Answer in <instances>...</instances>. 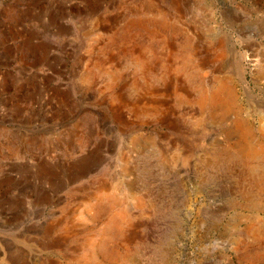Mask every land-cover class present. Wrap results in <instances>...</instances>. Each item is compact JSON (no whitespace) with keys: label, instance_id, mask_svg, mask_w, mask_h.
Listing matches in <instances>:
<instances>
[{"label":"rangeland","instance_id":"374dc122","mask_svg":"<svg viewBox=\"0 0 264 264\" xmlns=\"http://www.w3.org/2000/svg\"><path fill=\"white\" fill-rule=\"evenodd\" d=\"M263 127L264 0H0V264H264Z\"/></svg>","mask_w":264,"mask_h":264},{"label":"bare ground","instance_id":"6f19581e","mask_svg":"<svg viewBox=\"0 0 264 264\" xmlns=\"http://www.w3.org/2000/svg\"><path fill=\"white\" fill-rule=\"evenodd\" d=\"M154 75V74H153ZM155 77V76H154ZM154 79V78H153ZM220 82V81H219ZM111 84V82H109ZM114 83V82H113ZM220 84V83H219ZM218 85V84H217ZM216 87H213L209 92H205L203 94V91H202V94L199 96L198 98V102L200 103L201 106H205V105H210V104H216V103H220V106L222 108V112L223 113H226V112H230V109H231V102H232V92L229 90V89H226V87L222 86L221 85H218ZM190 86V85H189ZM201 90V89H200ZM204 90V89H203ZM199 93V92H197ZM182 96V95H181ZM197 97V96H196ZM182 98V97H181ZM234 99V98H233ZM184 100V99H183ZM199 105V104H198ZM233 105V104H232ZM214 109H215V106H214ZM217 110V109H216ZM231 113V112H230ZM233 114V113H232ZM220 115V113H219ZM229 116V115H228ZM235 116V115H234ZM237 116V115H236ZM225 117V116H224ZM238 117V116H237ZM237 117L236 120H235V124L237 128L239 129H243L244 128V124L242 121H240ZM240 117V116H239ZM200 119V118H199ZM225 119V118H224ZM244 119V118H243ZM221 120V119H220ZM246 123V122H245ZM234 127V126H233ZM233 127H231L232 129H234ZM248 128V127H247ZM264 128V127H263ZM249 130V128H248ZM233 131V130H232ZM236 131V130H234ZM245 132V131H244ZM228 133V132H227ZM235 133V132H234ZM244 134V133H243ZM236 138V144H235V147H236V153H237V156L242 159V160H245V159H256L258 157H263L264 156V146H258L256 145L255 143H253L252 140H250L248 137L246 138L245 135H241L240 133H236L234 135ZM251 138V136H250ZM230 140V139H228ZM234 141V140H233ZM229 144V143H228ZM229 146V145H228ZM231 146V145H230ZM229 146V147H230ZM224 149V148H223ZM226 152V151H225ZM212 154V153H211ZM222 154V152H221ZM219 155V154H218ZM211 156V155H210ZM231 156V155H230ZM222 157V156H221ZM217 158V157H216ZM220 158V157H219ZM159 159V158H158ZM240 159L238 161H240ZM219 160V159H218ZM233 160V159H232ZM241 160V161H242ZM236 162V161H235ZM242 163V162H241ZM247 163V162H246ZM245 164V163H244ZM259 164V163H258ZM250 165V164H249ZM261 165V164H260ZM264 165V164H263ZM254 166V165H253ZM261 167V166H260ZM123 168V167H122ZM264 168V167H263ZM253 170V169H252ZM260 172V171H259ZM261 173V172H260ZM258 175V174H257ZM259 176V175H258ZM253 178V176H252ZM264 180V179H263ZM259 182V180H258ZM261 183V182H260ZM264 183V182H263ZM263 192V191H262ZM139 200V198H138ZM137 200V201H138ZM136 201V202H137ZM140 203V202H138ZM136 204V203H135ZM143 204V203H142ZM139 206V205H138ZM122 211V210H121ZM121 213V212H120ZM123 213V212H122ZM117 215V214H116ZM116 215H113V216H116ZM113 221V220H112ZM62 222V221H61ZM60 222V223H61ZM59 223V224H60ZM117 223V222H116ZM60 226V225H59ZM64 226V225H63ZM10 261H8L9 263ZM14 262V261H13ZM12 264H15V262ZM11 264V262H10Z\"/></svg>","mask_w":264,"mask_h":264}]
</instances>
